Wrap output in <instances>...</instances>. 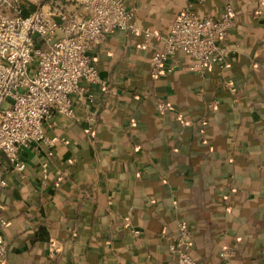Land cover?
<instances>
[{"label":"crops","instance_id":"obj_1","mask_svg":"<svg viewBox=\"0 0 264 264\" xmlns=\"http://www.w3.org/2000/svg\"><path fill=\"white\" fill-rule=\"evenodd\" d=\"M81 1L46 0L43 10L74 13ZM124 2L137 32L115 31L87 51L105 83L87 85L98 107L93 136L83 97L74 96L73 118L56 114L45 124L51 157L30 144L22 174L2 158L6 264H170L163 235L178 224L191 230L202 264H222L223 250L233 252L230 264H264V2ZM21 3L24 15L36 9ZM226 4L235 18L223 72L191 73L190 58L177 52L173 73L150 78L161 43L144 46V30L165 37L188 6L218 18Z\"/></svg>","mask_w":264,"mask_h":264},{"label":"built area","instance_id":"obj_2","mask_svg":"<svg viewBox=\"0 0 264 264\" xmlns=\"http://www.w3.org/2000/svg\"><path fill=\"white\" fill-rule=\"evenodd\" d=\"M44 1L32 0L36 9L24 15L21 0H0V194L8 185L1 171L2 158L12 171L22 174L26 166L20 154L30 144H42L51 157L54 141L46 136L45 124L56 114L73 118L74 96L83 97L89 111L83 121L87 134L93 136L98 107L87 85L105 87V83L87 51L115 31L127 36L137 32L134 11L124 0H82L74 13L44 11ZM196 1L203 4L208 0ZM234 18L230 4L224 5L218 18L200 17L188 6L175 17L167 36L144 30V46L151 39L161 43V49L150 58V78L173 73L178 67L173 61L177 52L190 58L191 73L203 75L212 67L223 72L230 55L225 40ZM223 87L236 103L232 82L224 81ZM159 109L168 107L159 102ZM2 211L0 203V264H6L8 248L3 234L7 220ZM130 232L134 237L140 234L135 229ZM187 237L184 225H178L175 234L163 235L170 264H198L188 253ZM232 257L230 250L219 253L222 264H230Z\"/></svg>","mask_w":264,"mask_h":264},{"label":"trees","instance_id":"obj_3","mask_svg":"<svg viewBox=\"0 0 264 264\" xmlns=\"http://www.w3.org/2000/svg\"><path fill=\"white\" fill-rule=\"evenodd\" d=\"M178 225H184L187 229V232H188V237H187V240H188V243H189V249H188V253L190 254V256L198 263V264H202L197 258H195L192 254V241H193V236H192V233H191V230L185 225V224H178ZM177 229V228H176ZM175 234V233H174ZM166 235H171V234H166ZM171 258V256H170ZM171 261V259H170Z\"/></svg>","mask_w":264,"mask_h":264}]
</instances>
